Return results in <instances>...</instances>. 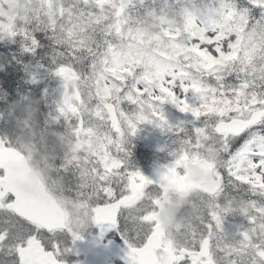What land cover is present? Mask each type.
<instances>
[{"label":"snow or ice","instance_id":"obj_1","mask_svg":"<svg viewBox=\"0 0 264 264\" xmlns=\"http://www.w3.org/2000/svg\"><path fill=\"white\" fill-rule=\"evenodd\" d=\"M45 41L19 63L59 97L22 95L0 134V264H80L90 229L125 264H264V0H35L0 23L24 54ZM145 125L173 136L153 177L132 153Z\"/></svg>","mask_w":264,"mask_h":264},{"label":"rangeland","instance_id":"obj_2","mask_svg":"<svg viewBox=\"0 0 264 264\" xmlns=\"http://www.w3.org/2000/svg\"><path fill=\"white\" fill-rule=\"evenodd\" d=\"M237 1L240 0H236ZM246 4V0H245ZM35 5V0H0V22L1 23H8L13 20V18L18 17L20 18V21H22L25 16L29 13L32 7ZM14 43L11 42H0V66H3L4 71L6 72L7 65L4 63L6 60L10 65V67H14V72H17L18 70H22L23 78L27 81H29V77L26 74L23 64H31L35 65L37 63V58L32 57L28 54H24L20 50L19 47H14L15 49H18L20 51V55L24 57V62L22 64V68L19 67L20 63L17 60V56L15 54L14 48L12 49ZM13 55V60L10 58L9 52ZM35 71V68H30L29 72ZM44 86H49V91L52 92L53 89H57L59 87V81L58 80H49L45 79ZM19 91L16 89L14 90V94H18ZM59 97L58 92H52V96L49 97V103H51V100L53 98ZM45 111H47V107L44 108ZM165 111L168 114L169 119L175 123L179 119H188V117H185L183 114H180L174 107L170 105L165 106ZM173 139V136L170 133L162 132L160 129L153 127L152 125H145L142 126L140 132L137 134V136L133 139V144L135 147L132 149L133 153V159L134 156L140 157V154L143 152H137V149L139 150H146V152H150L152 154L159 155L160 159L163 160V157H165V153L158 151V149L165 145L170 144L171 140ZM155 159V158H154ZM154 163V161H153ZM231 195H237V193L233 190H228ZM240 196H243L244 194L242 192L239 193ZM186 224L187 222L184 221ZM228 223L229 224H242L244 223V220L242 217L237 216L235 218L228 217ZM83 241H77L75 247V250L79 249L82 244H84Z\"/></svg>","mask_w":264,"mask_h":264},{"label":"flooded vegetation","instance_id":"obj_3","mask_svg":"<svg viewBox=\"0 0 264 264\" xmlns=\"http://www.w3.org/2000/svg\"><path fill=\"white\" fill-rule=\"evenodd\" d=\"M137 152H143L140 157L134 156V160L139 169L146 175L149 176L153 167L157 163H164L161 161L159 155L146 152V150H138ZM155 158V159H154ZM154 161V163H153ZM173 209L178 210L179 207L184 203L182 198L173 197L171 199ZM162 221L164 226L167 224V229L175 236L177 235L176 228L182 223L177 217L174 211H168L163 215ZM184 223V221H183ZM84 244L79 249L75 250L79 252L76 255L75 252L68 259L70 261H79L80 264H125V261L121 258L123 253V244L118 241L117 238L111 235L107 236L104 240L96 242V245L90 246L92 242L96 241L94 238L98 235L97 230L90 229L85 232ZM111 240V244L109 241Z\"/></svg>","mask_w":264,"mask_h":264},{"label":"trees","instance_id":"obj_4","mask_svg":"<svg viewBox=\"0 0 264 264\" xmlns=\"http://www.w3.org/2000/svg\"><path fill=\"white\" fill-rule=\"evenodd\" d=\"M237 4H240V1H237ZM1 23V22H0ZM45 49H42L40 53L37 54V58L41 60L43 53L47 51V41H45ZM17 60L24 62V57H22L18 51H15ZM14 62V61H13ZM6 72L4 69L0 71V116H3V119H0V134L12 133L16 131L15 120L10 118V109L19 98L24 94H31L34 97L39 95L40 89L44 87V84L41 83L39 86H34L24 81L22 70L14 72V67L7 64ZM22 68V63L19 65ZM13 68V69H12ZM15 88H19L20 95L17 98V95L13 93ZM165 160V157H163ZM231 190V189H230ZM243 193V191H241ZM244 194V193H243Z\"/></svg>","mask_w":264,"mask_h":264},{"label":"water","instance_id":"obj_5","mask_svg":"<svg viewBox=\"0 0 264 264\" xmlns=\"http://www.w3.org/2000/svg\"><path fill=\"white\" fill-rule=\"evenodd\" d=\"M190 171H191L193 177H196L199 175L198 170L195 167H193ZM154 173H155V167L152 169L151 173L149 174V177H153ZM162 222H163V224L165 223L164 221H162ZM96 242L97 241L92 242L90 246L94 247L96 245Z\"/></svg>","mask_w":264,"mask_h":264},{"label":"clouds","instance_id":"obj_6","mask_svg":"<svg viewBox=\"0 0 264 264\" xmlns=\"http://www.w3.org/2000/svg\"><path fill=\"white\" fill-rule=\"evenodd\" d=\"M165 226L167 227V224Z\"/></svg>","mask_w":264,"mask_h":264}]
</instances>
